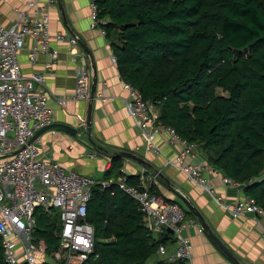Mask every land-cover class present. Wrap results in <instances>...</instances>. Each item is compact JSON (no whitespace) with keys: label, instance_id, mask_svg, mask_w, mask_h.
Returning a JSON list of instances; mask_svg holds the SVG:
<instances>
[{"label":"trees","instance_id":"trees-1","mask_svg":"<svg viewBox=\"0 0 264 264\" xmlns=\"http://www.w3.org/2000/svg\"><path fill=\"white\" fill-rule=\"evenodd\" d=\"M96 2L98 26L123 80L264 210V0ZM110 157L115 168L119 156ZM111 171L98 179L88 203L95 250L85 264H180L151 262L173 239L150 233L135 199L117 181L100 182L110 180ZM126 181L137 185L139 176L126 175ZM34 216V236L52 255L60 246V214L41 206ZM0 264H7L1 238Z\"/></svg>","mask_w":264,"mask_h":264},{"label":"built area","instance_id":"built-area-1","mask_svg":"<svg viewBox=\"0 0 264 264\" xmlns=\"http://www.w3.org/2000/svg\"><path fill=\"white\" fill-rule=\"evenodd\" d=\"M46 1V4L29 1L28 8L19 11L12 24H0V238L7 264H43L42 261L85 264L95 250V227L87 219V210L93 187L99 180L67 169L58 161L41 159L39 145L42 139L37 136L32 141L37 132L53 123V108L38 90V85L45 84V75L23 74L18 56L25 47L26 39L31 37L34 40L30 53L32 61L40 52H47L52 60H58L59 51L51 46V15L47 9L48 5L51 7L58 0ZM96 1L91 0L90 3L92 27L99 22ZM56 40L70 43L72 59L78 63L71 100H89L93 73L86 53L78 49L79 38L58 33ZM124 86L129 93L126 109L135 124L145 131L148 149L163 154L157 139L163 132H168L172 141L178 142L182 148L176 160L171 161L167 157V163H174L189 181L208 191L220 207L229 208L235 218L246 213L258 214L263 218L264 235L262 207L250 197L236 200L232 207L226 206L222 197L216 196L209 186L205 175L207 166L189 160L196 156L198 144L183 140L174 129L165 126L159 120L156 107L145 101L131 83L125 82ZM57 101L66 106L68 99L58 98ZM79 120L82 125L86 123L83 116H79ZM154 176L142 172L137 185L128 184L126 176L120 177L117 183L135 199L146 228L155 238H160L168 230L173 231L176 242L174 252L161 244L158 253L168 261L193 264V244L183 233L186 211L178 202L169 201L150 188L149 182ZM100 182L109 185L110 180ZM223 182L230 184L235 180L224 176ZM41 206L54 208L60 214V246L52 255L47 253L45 241L34 236V213ZM199 232H203V228H199Z\"/></svg>","mask_w":264,"mask_h":264},{"label":"crops","instance_id":"crops-1","mask_svg":"<svg viewBox=\"0 0 264 264\" xmlns=\"http://www.w3.org/2000/svg\"><path fill=\"white\" fill-rule=\"evenodd\" d=\"M29 1L32 0H0V24H12L18 12L28 8ZM37 1L47 3L46 0ZM90 3L91 0H58L51 7L47 6L51 15V46L59 51L58 60H52L47 52H40L32 61L30 53L33 51L34 40L31 37L26 39L25 47L18 56L23 74L45 75V84L38 85V90L52 105L53 123L68 124L80 130L78 136L60 128H51L41 133L40 158L58 161L67 169L96 179H105L107 170H112L108 177L110 181H117L129 174H153L155 176L149 182L150 188L169 201L182 204L186 210L183 233L193 244V264H264L263 218L256 213H246L235 218L229 208L220 207L208 191L189 181L174 163H167L166 158L175 161L182 148L178 142L172 141L168 132H163L157 139L163 154L148 149L145 131L135 124L126 109L129 93L124 86L126 81L121 77L111 44L100 26L92 27ZM58 33H65L68 37L77 36L79 41L88 46L94 58L97 90L92 110L91 141L85 133L86 123L82 125L79 120V116L86 120L90 101L71 100L76 86L78 63L72 59L70 43L56 40ZM78 49L86 53L80 43ZM86 55L92 68L90 57ZM58 98H67V105L59 104ZM157 112L159 114L158 109ZM122 151L143 157L147 164L122 157ZM112 155L119 156L115 168L110 157ZM195 155L189 160L207 166L205 175L209 186L216 196L222 197L226 206L232 207L236 200L249 198L243 184L236 181L230 184L223 182L225 175L211 164L207 151L199 145ZM188 203L201 213V218L189 211ZM193 221L197 224H192ZM199 228H203V232H199ZM211 231L220 238L236 261L218 246L210 235ZM160 239L170 238L161 236ZM175 244L174 240L167 244L170 252H174ZM156 255L157 258L153 256L151 262L166 259L159 253Z\"/></svg>","mask_w":264,"mask_h":264},{"label":"water","instance_id":"water-1","mask_svg":"<svg viewBox=\"0 0 264 264\" xmlns=\"http://www.w3.org/2000/svg\"><path fill=\"white\" fill-rule=\"evenodd\" d=\"M80 45L83 47V49H85L86 53L89 55L90 57V60H91V63H92V68H93V77H92V85H91V92H90V97H89V109H88V113H87V118H86V124H85V133L87 134V136L89 137V140L91 141L92 138H91V122H92V110H93V103H94V99H95V94H96V90H97V72H96V65H95V62H94V58H93V55L90 51V49L88 48V46L79 41ZM51 128H60L64 131H67L75 136H78L79 133H80V130H78L77 128L71 126V125H68V124H59V123H52L51 125L43 128L42 130H40L39 132H37L35 134V136L32 138V141L35 140V138L37 136H40L41 133H43L44 131L48 130V129H51ZM93 145H95L94 142H92ZM121 156L122 157H125V158H129V159H132V160H135L141 164H147V161L141 157V156H138L134 153H131L129 151H122L121 152ZM188 207H189V211H191L192 213H194L195 215H197L198 217H202L201 213L197 212L195 210V208L190 204L188 203L187 204ZM210 235L212 236V238L215 240V242L218 244V246L230 257L232 258L233 260H235L233 254L230 252V250L225 246V244L220 240V238L215 234L213 233L212 231L210 232ZM162 237H165V238H170V239H173V231L172 230H168V232L166 234H164ZM236 261V260H235ZM22 264H28L27 262H24Z\"/></svg>","mask_w":264,"mask_h":264},{"label":"rangeland","instance_id":"rangeland-1","mask_svg":"<svg viewBox=\"0 0 264 264\" xmlns=\"http://www.w3.org/2000/svg\"><path fill=\"white\" fill-rule=\"evenodd\" d=\"M182 205V204H181ZM160 256V255H159ZM155 258H157V255L154 256ZM162 257V256H161Z\"/></svg>","mask_w":264,"mask_h":264}]
</instances>
